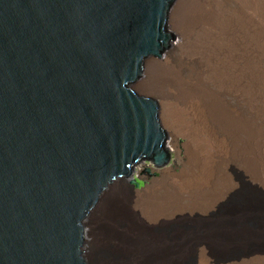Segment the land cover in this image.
Listing matches in <instances>:
<instances>
[{"label": "water", "instance_id": "1", "mask_svg": "<svg viewBox=\"0 0 264 264\" xmlns=\"http://www.w3.org/2000/svg\"><path fill=\"white\" fill-rule=\"evenodd\" d=\"M177 0H0V264H84L85 227L141 165L167 170L146 66Z\"/></svg>", "mask_w": 264, "mask_h": 264}, {"label": "bare ground", "instance_id": "2", "mask_svg": "<svg viewBox=\"0 0 264 264\" xmlns=\"http://www.w3.org/2000/svg\"><path fill=\"white\" fill-rule=\"evenodd\" d=\"M170 29L177 45L161 67L146 66L138 89L160 98L167 139L180 153L182 165L177 170L167 168L155 185L143 190V178L136 175L131 181L130 185L139 189L131 204L140 219L123 221L114 234L116 239L106 241L120 251L119 261L108 264H172L181 252L173 243L177 238H189L190 232L179 231L171 237L167 231L151 229L178 217L181 212L174 204L182 194L188 199L190 215L203 217L215 212L236 189L234 169L246 173L252 160L251 109L260 99L264 104V0H177ZM135 103L153 104L159 112L153 98L138 94ZM160 130L166 137L161 124ZM257 167L264 176V158ZM176 185L181 186L180 192L169 194V187ZM112 195L100 208L107 206ZM242 205H246L245 200ZM120 206H125L122 199ZM242 214L240 211L235 217L238 230L210 233L201 239L209 246L215 239L247 241L246 236L254 237L253 229L237 225L244 220ZM254 227L263 234L264 220L258 219ZM86 233L85 228V246L89 247L87 257L83 251V262L101 264L96 248L105 241L97 238L93 222L90 240H86ZM254 253L264 254V248H250L221 261L232 262ZM207 262L200 258L191 264Z\"/></svg>", "mask_w": 264, "mask_h": 264}, {"label": "rangeland", "instance_id": "3", "mask_svg": "<svg viewBox=\"0 0 264 264\" xmlns=\"http://www.w3.org/2000/svg\"><path fill=\"white\" fill-rule=\"evenodd\" d=\"M170 33V41L175 42L176 37L174 31L170 29ZM135 91L140 95L153 98L157 101L159 106L158 115L160 117V124L166 133L167 130L160 116V98L156 95L146 93L140 89H135ZM260 100L262 101V99ZM261 101L258 102L259 104L256 103L252 106L250 115L251 118H253L251 119V122L252 128L254 129H252L251 140L252 160L246 173L240 170L239 168H235L232 172L234 180L238 184H236V189L231 194L230 199L228 201L222 202L220 207L215 209V212H212V214L210 213L209 216H192L190 215L191 210L190 208H188L190 205L186 203L188 202L186 194H182L183 199L180 198L178 204H174V207H176V209L181 212L178 217L169 220V222L166 223L165 226H158L151 229L152 231L154 230L156 232L162 233H165L167 231L165 234H171V237L176 236L179 231V233L190 232L191 236L189 238H177L179 240H176L173 243V247L177 249L179 248L181 252L177 255L172 264H191L196 259L197 262H199L200 258L206 259V261H208L206 264H264L263 253H254L248 255L247 257L240 256L238 260H231L232 262L227 263H223L221 261L228 260L229 258H235L239 255V253H245L250 248H264V233L261 235L258 234V229L254 227L257 224L258 219L264 220V176L263 173H261L257 167V163L262 161V159L264 158V104ZM167 134L168 132L166 133V138ZM180 140L182 141V139ZM167 151L169 156L171 157L168 162L167 168H176L177 170L182 165L180 161V153H178V151L175 150L171 145H167ZM146 169H149V172H147ZM162 172H156L153 168L149 166L141 165L140 170L136 175H139L145 181L142 190L146 189L150 185H155V180H158L162 177ZM173 179H170L171 184L173 183ZM180 188L181 186L179 185H176L173 188L171 186L169 187L168 192L169 194L174 195L175 192H180ZM137 190L139 189H136L135 187L133 188L132 185H125L116 188L114 190L115 193L113 191V195L110 196L109 200L106 202V204L108 203L107 206L101 207L99 215L92 216L91 222L85 227L87 230L86 240H90L91 226L93 222L95 224L97 238L100 241H105V244H98V248H96L97 254L98 256H100L99 258H102L101 260H103L101 264H108V262L110 261H119L120 251L117 253V250H115L116 245L110 246L109 243H106V241L116 239L114 234L116 230L120 229L118 225L122 226L123 221L129 222L130 218L136 220L140 219L137 214L138 212L134 210L131 204V202H133L135 198H133V196H135L136 193L139 192ZM158 192H161V190L159 189ZM123 198L126 199L123 200ZM184 198L186 199L184 200ZM121 199L124 202L125 206H120ZM244 200L246 202V205H242ZM180 204H182V206H179ZM240 211L243 212L242 215H245V217L244 220L237 225L243 226L246 230L253 229L255 231L254 237L252 236L249 238L248 236H246L247 241H231V239L223 241L222 239H215L213 244L210 243L209 246L207 245V241L201 239V237H206L210 233H218L219 231L222 232L227 230H236V228L238 230V226L235 227L234 221L236 215H238ZM187 246L191 247L190 252L186 251ZM88 247L89 246L87 245L84 249L86 257L88 256ZM209 247L212 248L209 249Z\"/></svg>", "mask_w": 264, "mask_h": 264}]
</instances>
